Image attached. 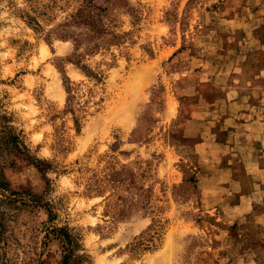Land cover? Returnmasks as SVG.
I'll return each mask as SVG.
<instances>
[{
  "label": "rangeland",
  "instance_id": "obj_1",
  "mask_svg": "<svg viewBox=\"0 0 264 264\" xmlns=\"http://www.w3.org/2000/svg\"><path fill=\"white\" fill-rule=\"evenodd\" d=\"M88 3L103 33L73 21ZM260 44L264 0H0V107L45 162L9 156L5 179L48 203L83 264H264V184L221 130L224 88L264 65ZM235 187L248 210L230 208ZM43 220L24 206L6 222L0 264L59 263Z\"/></svg>",
  "mask_w": 264,
  "mask_h": 264
},
{
  "label": "trees",
  "instance_id": "obj_2",
  "mask_svg": "<svg viewBox=\"0 0 264 264\" xmlns=\"http://www.w3.org/2000/svg\"><path fill=\"white\" fill-rule=\"evenodd\" d=\"M91 10L92 8H90L89 3L86 4V6L83 5L82 7H78L74 13L73 21L83 25L87 31H91L90 36H93L103 33L104 29L97 23L96 19L93 18ZM106 33L110 36L106 39L108 41H115L118 37L114 33ZM80 35L88 36L89 34L81 33ZM74 41L76 42L77 39H74ZM92 51L93 49L89 48L85 52ZM78 54L79 52L75 53L74 56L77 57ZM81 68L84 75L88 78L95 81L100 80L101 76L98 71H94L87 66H81ZM67 110L72 111L73 109L68 106ZM11 122V115L0 107V257L5 253L4 245L6 244L7 238L6 222L24 206L31 208L42 207L45 214V220L41 222L43 227L42 243L45 245L49 241H55L59 251L58 264H83L85 262V256L78 252L80 245L77 237L73 235L65 225H55L53 223L55 214L52 212L48 203L42 201L39 195L30 193L29 191L12 189L5 179L2 167L9 160V156H25L27 159L32 160L40 171L45 167V162H43V160L30 157L27 154L24 144L20 140ZM157 235V229H153L150 234L148 233L145 239L148 245L143 248H149V245L154 246Z\"/></svg>",
  "mask_w": 264,
  "mask_h": 264
},
{
  "label": "crops",
  "instance_id": "obj_3",
  "mask_svg": "<svg viewBox=\"0 0 264 264\" xmlns=\"http://www.w3.org/2000/svg\"><path fill=\"white\" fill-rule=\"evenodd\" d=\"M263 45L260 44V47ZM237 67L239 69L241 66ZM248 67L255 68L256 71H250L251 76L244 77L242 86L233 82L224 88L227 108L221 120L226 125H222L221 130H226L225 141L229 143V149L236 152L235 156L239 155L237 161L242 164L244 172L258 184H264V65L253 64ZM256 88L258 91H255ZM211 135V140L215 143L224 139L219 132H212ZM234 172L235 169L230 172L232 181L236 179ZM238 190L236 187L232 189L235 195L234 200L229 202L230 208L234 211H246L251 206L253 191Z\"/></svg>",
  "mask_w": 264,
  "mask_h": 264
}]
</instances>
